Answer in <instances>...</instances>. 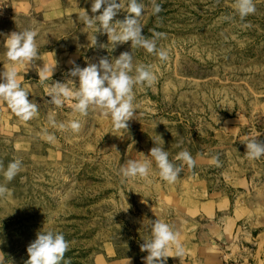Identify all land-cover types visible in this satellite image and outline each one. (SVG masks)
Masks as SVG:
<instances>
[{"label": "rangeland", "instance_id": "rangeland-1", "mask_svg": "<svg viewBox=\"0 0 264 264\" xmlns=\"http://www.w3.org/2000/svg\"><path fill=\"white\" fill-rule=\"evenodd\" d=\"M158 2V16L146 7L142 34L165 33L157 43L168 58L132 49L134 63L152 66L155 80L134 88L136 115L127 130H116L110 118L91 109L81 117L67 102L48 103L47 85L73 79L78 87V78L67 75L69 60L81 68L101 57L111 62L131 52L130 42L100 48L108 38L97 33V47H87L93 32L79 17L83 10L94 15L91 0H0V72L9 63L5 36L28 28L38 30L41 60L35 65H56L51 80L43 82L34 68L18 69L21 86L38 106L30 121L19 120L0 101V184L10 189L0 199L3 264H25L27 248L43 228L69 242L66 264L146 257L141 245L150 239L149 221L156 219L170 224L183 249L208 228L246 233L241 237L249 241V252L264 239V156H246L248 140L264 143V0H253L256 11L243 20L235 0ZM69 120L81 121L79 132L58 127ZM45 132L55 139L48 141ZM155 146L181 167L176 181H162L153 162L148 178L122 183L121 164L142 160ZM183 150L195 159L194 167L175 159ZM212 156L219 166L210 163ZM16 159L22 170L8 182L3 169ZM214 239L223 252L228 239Z\"/></svg>", "mask_w": 264, "mask_h": 264}, {"label": "clouds", "instance_id": "clouds-1", "mask_svg": "<svg viewBox=\"0 0 264 264\" xmlns=\"http://www.w3.org/2000/svg\"><path fill=\"white\" fill-rule=\"evenodd\" d=\"M146 7H150L151 15L158 16L162 11V4L158 0H148L146 5L138 0H91V17L86 11H82L79 20L93 32L88 48H96L97 33L106 35L108 44H100V48L111 50L117 44L130 42L131 52H123L118 58L109 61L101 57L98 62H88L81 68L75 60H69L72 67L67 75L78 78V87L73 79L66 82H54L47 85L48 103L56 107H62L66 102L70 104L74 114L85 117L89 110L97 112L100 116L110 118L114 129L127 130L128 121L136 115L138 104L135 102L134 88L137 86H150L155 80L152 66L134 63L132 49H143L149 54L156 55L161 61L168 58V52L158 47V41L165 37V33L152 30L151 37L145 36L141 17L146 14ZM238 16L243 20L255 13L253 0H235L233 5ZM102 9V11H101ZM125 12L123 20H114L120 12ZM99 13L98 15H95ZM38 30L28 28L23 31H13L4 39V57L9 62L4 71L0 72V101L19 120L27 122L38 114L37 103L29 100V91L26 86H21L24 75L18 69L27 73L30 69L37 72L39 81L51 80L56 67L43 62V66L35 65L36 60H41L37 45ZM52 126H57L56 121L50 119ZM60 129H69L73 133L80 131V120H69L67 124L60 123ZM48 141L55 139L54 135L44 133ZM249 160H256L264 156V143L252 139L246 142ZM142 160L128 159L118 169V176L122 183L136 179H146L152 171L155 163L156 175L168 183L176 181L181 167L174 165L169 160V154L162 147L155 146L150 150L149 156L143 155ZM175 159L183 162L188 167H194L195 159L189 151H180ZM210 163L219 166V159L212 156ZM22 161L16 159L3 169V177L6 181H12L22 170ZM63 198V194L57 193ZM10 189L5 184H0V199H7ZM50 224L55 223L54 218H49ZM150 239L144 240L141 251L146 252L144 264H166L168 253L175 251L176 256L183 255V247L179 242L178 233L170 224L161 219L149 221ZM69 248V242L64 235L54 230L43 228L37 234V238L28 246V260L25 264H66L65 253ZM129 262V261H128ZM3 264V261H0Z\"/></svg>", "mask_w": 264, "mask_h": 264}, {"label": "crops", "instance_id": "crops-1", "mask_svg": "<svg viewBox=\"0 0 264 264\" xmlns=\"http://www.w3.org/2000/svg\"><path fill=\"white\" fill-rule=\"evenodd\" d=\"M216 234L228 239L229 244L223 252L218 249V243L214 239ZM245 235L246 233L242 231L233 236V232L229 230L213 228L202 230L200 238L183 245V255L177 257L176 253H168L166 264H264V239L252 243L254 248L251 249L252 252H249L247 250L250 246L249 241L246 237H241ZM105 264H144V257L112 260Z\"/></svg>", "mask_w": 264, "mask_h": 264}]
</instances>
